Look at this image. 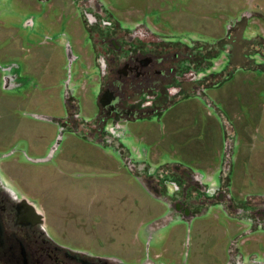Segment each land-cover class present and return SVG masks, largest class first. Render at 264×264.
Returning <instances> with one entry per match:
<instances>
[{"label":"rangeland","instance_id":"obj_1","mask_svg":"<svg viewBox=\"0 0 264 264\" xmlns=\"http://www.w3.org/2000/svg\"><path fill=\"white\" fill-rule=\"evenodd\" d=\"M100 3L127 26L158 25L173 40L215 45L222 82L160 117L127 123L128 152L64 119L67 85L90 71L80 4L0 0L3 180L40 207L57 243L114 264L264 263V227L251 231L247 217L264 205V50L252 47L264 37V0ZM247 13L254 18L242 19ZM87 75L77 88L81 115L92 122L98 84ZM178 166L210 188L223 172L227 198L202 201L194 216L179 211ZM234 205L244 211L232 217Z\"/></svg>","mask_w":264,"mask_h":264},{"label":"flooded vegetation","instance_id":"obj_2","mask_svg":"<svg viewBox=\"0 0 264 264\" xmlns=\"http://www.w3.org/2000/svg\"><path fill=\"white\" fill-rule=\"evenodd\" d=\"M74 1L83 10L77 25L81 24L86 30L92 51L86 53L91 62L87 66L90 71L79 70L75 84H68L66 89L67 117L64 119L73 130L83 134L91 132L98 140L117 143L130 152L123 143L127 139V123L160 117L176 101L191 95H204L209 85L222 82L224 74L217 70L222 61L212 59L220 52L219 48L214 50L215 45L173 40L164 36L158 25L127 26V22L114 19L100 0ZM253 15L247 13L242 19L252 20ZM254 39L253 49L264 50V37ZM84 42L82 40L80 45ZM212 51L217 52L212 55ZM84 75L93 76L98 84L95 101H92L96 107L95 116L90 118L92 122L81 115V93L77 84ZM176 168L174 190L179 195L173 202L179 211L194 216V206L202 201L212 197L220 201L227 198L230 179L224 177L223 172L219 187L214 184L210 188L198 173ZM208 193L213 195L207 197ZM241 208L242 205H234L228 211L233 217L243 213ZM248 213L251 231L264 227V205ZM233 261L234 264H247ZM0 264L114 263L57 243L46 228L40 207L19 195L0 174Z\"/></svg>","mask_w":264,"mask_h":264}]
</instances>
